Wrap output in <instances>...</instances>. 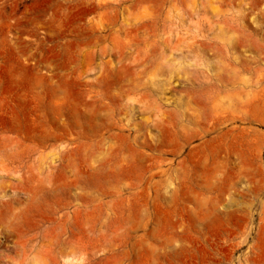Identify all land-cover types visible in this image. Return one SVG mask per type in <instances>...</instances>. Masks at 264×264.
Here are the masks:
<instances>
[{"label": "rangeland", "instance_id": "obj_1", "mask_svg": "<svg viewBox=\"0 0 264 264\" xmlns=\"http://www.w3.org/2000/svg\"><path fill=\"white\" fill-rule=\"evenodd\" d=\"M0 264H264V0H0Z\"/></svg>", "mask_w": 264, "mask_h": 264}, {"label": "bare ground", "instance_id": "obj_2", "mask_svg": "<svg viewBox=\"0 0 264 264\" xmlns=\"http://www.w3.org/2000/svg\"><path fill=\"white\" fill-rule=\"evenodd\" d=\"M24 245V244H23Z\"/></svg>", "mask_w": 264, "mask_h": 264}]
</instances>
